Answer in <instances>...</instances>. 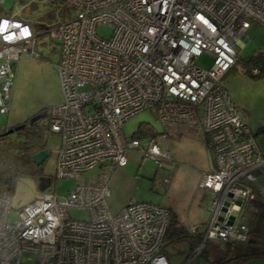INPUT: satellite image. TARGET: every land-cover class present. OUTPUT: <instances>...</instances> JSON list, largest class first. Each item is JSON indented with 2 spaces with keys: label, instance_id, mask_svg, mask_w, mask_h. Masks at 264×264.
I'll return each mask as SVG.
<instances>
[{
  "label": "built area",
  "instance_id": "1",
  "mask_svg": "<svg viewBox=\"0 0 264 264\" xmlns=\"http://www.w3.org/2000/svg\"><path fill=\"white\" fill-rule=\"evenodd\" d=\"M38 1L75 9L47 28L58 42L54 66L63 101L49 108L44 136L60 139L54 177L76 182L62 195L46 187L12 222L11 196L0 190V264H173L164 253L170 209L131 198L113 213L108 182L116 166L126 165L129 150L160 164L169 158L159 144L185 134L209 154L210 169L197 187L211 196L210 214L204 223L188 224L199 243L174 264H191L209 239L248 243L246 211L254 200L264 202V152L222 78L251 23L264 27V0ZM16 14L0 15L2 114L9 111L19 57L34 46L29 22ZM98 26L110 35H99ZM202 53L212 57L207 69L195 63ZM144 109H153L162 131L127 139L123 121ZM94 168L96 175L87 176ZM71 207L86 217L72 218Z\"/></svg>",
  "mask_w": 264,
  "mask_h": 264
},
{
  "label": "rangeland",
  "instance_id": "2",
  "mask_svg": "<svg viewBox=\"0 0 264 264\" xmlns=\"http://www.w3.org/2000/svg\"><path fill=\"white\" fill-rule=\"evenodd\" d=\"M0 12H15L26 17L35 32L31 53L21 54L16 65L9 111L6 114L0 113V126L5 128L22 122L42 109L48 113L51 106L63 101L59 76L54 66L59 56L58 42L50 37L47 28L55 22L67 19L69 14L73 15L75 9L59 2L3 0L0 2ZM97 32L103 37H108L111 29L98 26ZM258 50L264 51V27L251 23L237 49L240 60L224 74L222 81L234 103L244 113L252 131L256 133V142L264 152V130H260L264 126V74L252 76L244 63L245 58ZM195 63L207 69L212 64V57L202 53L195 58ZM47 119L48 115L39 118L38 122L43 123L46 128ZM140 126L150 128V131L155 133L163 129L153 109H144L123 121L122 134L128 139L137 133ZM10 137L19 139L16 131L10 133ZM59 143L58 134L48 133L45 139L46 148L50 150L48 156L40 166L32 163L26 168L28 171L16 176L9 191L10 222L16 219L20 206L43 194L38 188L39 174L51 177V183L46 190L59 195L66 194L74 186L76 180L73 177H54V152ZM159 146L168 153L167 161L157 164L151 158H141L140 154L132 153L133 157L128 158L126 165L113 169L109 176L110 195L107 197V203L113 213L119 211L131 198L153 202L175 211L185 230L181 237H174L165 244L164 253L173 264L181 263L192 248L193 236L187 230L188 224L204 223L209 218L211 196L197 187L201 172L209 170V154L199 139L188 134L175 138L167 137ZM96 173L97 168H94L87 176ZM260 180L264 183V172ZM248 208H251V205ZM247 212L248 209L246 215ZM68 213L76 219L86 217L83 209L71 207L68 208ZM260 243L264 242L260 240ZM257 247L264 249L259 244ZM225 249L224 242L209 239L204 244L202 253L191 264H210L217 259L218 251ZM239 264H264V255H253Z\"/></svg>",
  "mask_w": 264,
  "mask_h": 264
},
{
  "label": "trees",
  "instance_id": "3",
  "mask_svg": "<svg viewBox=\"0 0 264 264\" xmlns=\"http://www.w3.org/2000/svg\"><path fill=\"white\" fill-rule=\"evenodd\" d=\"M11 13L12 12H0V15H9ZM16 16L28 21L26 17L20 14H16ZM28 22L30 23V21ZM239 60L240 58L237 55L235 63ZM244 63L246 67L249 68L248 72H250L252 76H261L264 74V51L258 50L252 52V54L244 59ZM253 66L257 67V72L251 71ZM23 121H25L24 128L16 131L19 137L18 140H14L10 137V133L0 135V190L7 193L12 189L16 176L19 173L28 171L26 168L32 164L31 154L42 148L45 144V125L38 122V120L29 124L28 117ZM8 127L3 128L0 133L4 132ZM150 130V128L140 126L136 134H139V136L140 134L154 135L155 132ZM247 223L249 226L248 244H225L226 249L219 250L217 259L211 261L210 264H239L241 261L253 255H264V249H259V247H257L259 244L261 248H264V243H260V240L264 242V202L254 200L251 203V208H248L247 212ZM184 230L177 216L170 211L169 225L165 234V244L174 237H181V233ZM199 240V235L194 236L191 242L192 246L198 244Z\"/></svg>",
  "mask_w": 264,
  "mask_h": 264
},
{
  "label": "water",
  "instance_id": "4",
  "mask_svg": "<svg viewBox=\"0 0 264 264\" xmlns=\"http://www.w3.org/2000/svg\"><path fill=\"white\" fill-rule=\"evenodd\" d=\"M46 115H47L46 110L37 111L36 113H34L28 117V122H29V124H32L34 121L38 120L39 118L45 117ZM24 126H25V121H22L18 124H14L12 126H9L8 128H6L4 130V132L0 133V135H6L9 133H12L13 131H18V130L24 128ZM45 146L46 145L44 144V146L42 148L36 150L35 152H33L31 154V160L35 166H40L42 164V162L45 160V158L48 156L49 152L45 148ZM37 178H38L39 190L44 191L46 189V187L49 186L50 176L45 175V174H40ZM228 200H229V196H227L226 201L224 202L225 205L228 204ZM239 201H240V197L237 198L236 203H239ZM224 210H225V207H223L222 210L220 211V216H219L220 219L223 216ZM232 219H233V215L230 216V219L228 222L231 223Z\"/></svg>",
  "mask_w": 264,
  "mask_h": 264
},
{
  "label": "crops",
  "instance_id": "5",
  "mask_svg": "<svg viewBox=\"0 0 264 264\" xmlns=\"http://www.w3.org/2000/svg\"><path fill=\"white\" fill-rule=\"evenodd\" d=\"M30 24V27H31V29H32V31H33V33H35L34 32V29H33V27L31 26V23H29ZM36 36V35H35ZM240 44H241V41H238L237 42V49H238V47L240 46ZM20 123V122H19ZM16 124H18V123H16ZM14 125V124H13ZM10 126H12V125H10ZM132 153H137V154H140V156H141V158H143L142 157V155H141V153L138 151V150H129L127 153H126V157H127V160H128V158H131V156H132ZM133 157V156H132ZM209 161H210V158H209ZM209 169H210V167H209ZM205 171V170H204ZM199 179V178H198ZM110 188V187H109ZM110 195V194H109ZM127 203V202H126ZM125 203V204H126ZM124 204V205H125ZM170 211H172L176 216H177V218H178V214L175 212V211H173L172 209H170ZM178 220H179V222H180V219L178 218ZM181 223V222H180Z\"/></svg>",
  "mask_w": 264,
  "mask_h": 264
},
{
  "label": "flooded vegetation",
  "instance_id": "6",
  "mask_svg": "<svg viewBox=\"0 0 264 264\" xmlns=\"http://www.w3.org/2000/svg\"><path fill=\"white\" fill-rule=\"evenodd\" d=\"M40 175V174H39Z\"/></svg>",
  "mask_w": 264,
  "mask_h": 264
}]
</instances>
